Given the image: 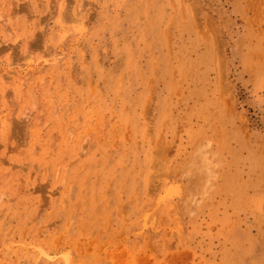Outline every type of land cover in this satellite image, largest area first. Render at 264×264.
Segmentation results:
<instances>
[{"label": "rangeland", "instance_id": "1", "mask_svg": "<svg viewBox=\"0 0 264 264\" xmlns=\"http://www.w3.org/2000/svg\"><path fill=\"white\" fill-rule=\"evenodd\" d=\"M0 264H264V0H0Z\"/></svg>", "mask_w": 264, "mask_h": 264}, {"label": "bare ground", "instance_id": "2", "mask_svg": "<svg viewBox=\"0 0 264 264\" xmlns=\"http://www.w3.org/2000/svg\"><path fill=\"white\" fill-rule=\"evenodd\" d=\"M243 130V129H242ZM246 138V137H245ZM219 140V139H218ZM221 141V140H220ZM209 145H210V141H209ZM199 147V146H198ZM199 150H201V149H198V150H196L197 152V156H193L194 158H199V156H200V158L196 161L198 164H199V166L201 165V167L203 168V171H205V173H208L209 172V163L210 162H208V159L206 160L205 159V157H204V155H202L201 156V154L198 152ZM201 152V151H200ZM210 152V151H209ZM199 153V154H198ZM201 153H203V152H201ZM192 155H196V154H192ZM214 155V154H213ZM216 155V154H215ZM210 158H212V156L210 157ZM192 159V158H191ZM196 160V159H195ZM195 160H194V162H195ZM210 160V159H209ZM188 161V160H187ZM190 161V160H189ZM214 163H216V162H214ZM185 164H187V163H185ZM217 164V163H216ZM192 166H194L193 164H191ZM196 165V164H195ZM218 165V164H217ZM216 166V165H215ZM187 167V166H186ZM217 167V166H216ZM184 168H185V166H184ZM195 168V167H194ZM200 168V167H199ZM198 168V169H199ZM215 168V167H214ZM213 168V169H214ZM212 169V170H213ZM190 171V170H189ZM200 171H202V169L200 170ZM210 173H208V175H209ZM216 176V175H215ZM183 179V178H182ZM207 179V178H206ZM208 181V180H207ZM214 181V180H213ZM180 184V183H179ZM216 184V183H215ZM181 185V184H180ZM197 185V184H196ZM211 185V184H210ZM203 190V189H202ZM202 195V194H201ZM201 197V196H200ZM202 198V197H201ZM199 199V198H198ZM188 200V199H187ZM195 200V199H194ZM193 200V201H194ZM200 200H202V199H199V201ZM194 203H196V202H194ZM257 203V202H256ZM259 204V203H258ZM257 204V205H258ZM193 205V204H192ZM195 205V204H194ZM120 206V205H119ZM180 209V208H179ZM197 209V208H196ZM193 211V210H192ZM182 214V213H181ZM190 214H192V213H190ZM235 217V216H234ZM257 222V221H256ZM234 229V228H233ZM197 235V234H196ZM124 238V237H123ZM125 239V238H124ZM196 239V238H195ZM183 257V256H182Z\"/></svg>", "mask_w": 264, "mask_h": 264}]
</instances>
